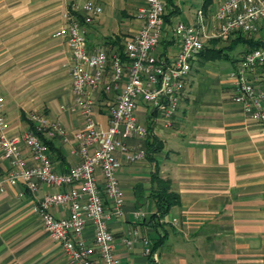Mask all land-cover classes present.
<instances>
[{"label": "crops", "instance_id": "1", "mask_svg": "<svg viewBox=\"0 0 264 264\" xmlns=\"http://www.w3.org/2000/svg\"><path fill=\"white\" fill-rule=\"evenodd\" d=\"M93 1L103 11L80 8L74 12L75 19L83 26L90 49L106 48L112 55L142 27L136 13L145 0ZM212 1L207 5L205 0H166L155 54L172 59L180 49L175 26L196 22L199 11L207 32L213 34V16L224 0ZM71 5L72 0H0V94L5 98L7 133L20 136L31 130V111L62 122L68 129L65 137L45 135L59 171L81 161L75 134L83 126V117L70 75L72 55L66 40L54 36ZM239 35L205 40L172 116L139 101L138 117L148 135L144 140L130 135L126 142L133 152L144 148L145 155L132 160L121 154L118 177L125 191L127 218L110 222L120 264H264V133L233 98L230 74L248 45L237 39ZM254 35L263 39L264 31L249 36ZM221 48L225 51L219 56L216 50ZM111 74L109 65L104 82L91 90L95 118L104 127L109 125L107 105L118 92L105 89ZM148 143L158 146L152 159ZM157 169L171 180L180 202L165 216L164 225L153 227L149 217L155 202L144 201ZM9 170V162L0 156V264H73L35 210L47 192L60 188L40 182L39 189L31 191L22 181H7ZM141 207L150 212L137 218L135 211ZM54 211L65 216L70 207ZM131 225L152 242L167 234L164 243L151 255L144 253L141 242L126 247L119 238ZM85 235L92 241L91 224Z\"/></svg>", "mask_w": 264, "mask_h": 264}, {"label": "built area", "instance_id": "2", "mask_svg": "<svg viewBox=\"0 0 264 264\" xmlns=\"http://www.w3.org/2000/svg\"><path fill=\"white\" fill-rule=\"evenodd\" d=\"M166 6V0H145L136 13L143 22L142 27L126 41L122 51L112 55L106 48L88 47L83 26L74 15L80 8L100 13L102 6L93 0H72L70 9L64 13L66 22L55 30L54 36L64 38L69 46L75 103L83 117V126L75 134L81 161L68 170L56 168L50 146L41 136L65 137L67 127L62 122L51 121L46 114L31 111L28 116L34 129L20 136H10L4 112L5 98L0 94V156L10 164L6 180L22 181L34 192L40 182L60 188L47 192L35 205V210L42 216L45 230L61 244L73 264L121 263L117 237L110 222L114 218H127L125 191L118 177L123 166L121 154H127L132 160L145 155L144 148L133 152L126 142L130 135L142 140L148 135L147 126L138 117L139 101L146 102L162 115L172 116L179 106L192 63L204 49L207 38L264 31V0H224L213 16V34L207 32L202 11L198 12L196 22H179L175 26L180 49L172 59H166L155 54L162 36ZM109 65L112 74L105 89L118 92L107 105L109 125L104 127L95 118L91 90L104 82ZM230 76L233 98L262 126L264 133V46L247 51ZM66 205L70 212L65 216L56 215L54 209ZM149 212L148 207H141L135 215L138 218ZM89 224L94 231L92 241L85 235ZM119 239L129 248L141 242L146 255L153 253L152 240L135 226L126 227Z\"/></svg>", "mask_w": 264, "mask_h": 264}, {"label": "trees", "instance_id": "3", "mask_svg": "<svg viewBox=\"0 0 264 264\" xmlns=\"http://www.w3.org/2000/svg\"><path fill=\"white\" fill-rule=\"evenodd\" d=\"M205 2H206L205 4L210 5L213 1L205 0ZM239 34L240 35L237 37V39L248 43L245 50L243 51V55L247 51H250L260 46H264V36L263 39L261 38L259 39L256 38V35L249 36L250 34H242V33ZM237 39L236 41H238ZM122 50L123 48H121L118 51H122ZM216 51L219 56H222L224 55L223 53L225 51V48L217 49ZM31 129H34V125L32 126ZM41 136L49 144L51 148V141L47 139L45 135H41ZM148 146H149L148 155L152 159L154 158L152 156V151L156 150L158 146L152 148L150 143H148ZM151 183H152V188L148 196H146L144 204L148 199L153 200L155 202V212H153L150 215L149 223H152L153 227H158L160 225H164L165 220L163 221V219L170 212L172 206L180 202V194L179 192L173 189L171 180L163 178L160 175L158 169L152 173ZM166 235L167 234L161 236L160 238H158L156 241L153 242V251L164 243V238L166 237Z\"/></svg>", "mask_w": 264, "mask_h": 264}, {"label": "rangeland", "instance_id": "4", "mask_svg": "<svg viewBox=\"0 0 264 264\" xmlns=\"http://www.w3.org/2000/svg\"><path fill=\"white\" fill-rule=\"evenodd\" d=\"M232 54H236V51H233Z\"/></svg>", "mask_w": 264, "mask_h": 264}]
</instances>
